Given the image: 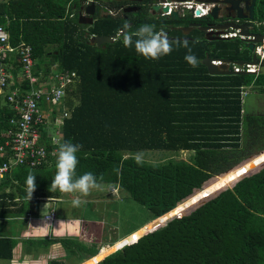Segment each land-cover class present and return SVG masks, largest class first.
Wrapping results in <instances>:
<instances>
[{
	"label": "trees",
	"instance_id": "1",
	"mask_svg": "<svg viewBox=\"0 0 264 264\" xmlns=\"http://www.w3.org/2000/svg\"><path fill=\"white\" fill-rule=\"evenodd\" d=\"M122 6L119 1L109 3L114 10ZM77 8L78 0L0 2V25L9 32L14 47L23 42L32 46L38 74L49 77L57 71H70L80 77L66 100L67 108L73 112L64 121L59 143L82 145L76 154V177L87 172L97 178L102 175L101 183L119 186L136 203L147 207L153 218L149 223L154 224L162 217V222L169 221L178 213V207L264 151V113L244 115L242 104L246 87L264 94V74L212 75L203 64L207 53L214 58H236L240 40L186 41L199 61L195 68L184 59L188 48L181 41H172L169 55L149 60L137 54L134 46H124V33L118 34L124 31L127 21L121 14L97 18L92 26H85L78 23ZM255 15L264 34V0H257ZM134 20L129 19L134 23L127 28L129 34L139 27ZM160 23L154 21L155 30H160ZM93 36H115L117 40L97 47L89 43ZM12 57L16 60L13 73L18 75L21 64L15 54ZM15 89L16 84L6 94H0V146L5 144L4 135L11 121L17 119L8 101ZM23 89H29L27 82ZM54 130L47 125L41 128L42 143L50 151L59 147L53 145ZM145 150L192 155L189 161L138 163L134 155ZM55 164L56 158L50 157L40 167L16 166L1 178L0 214H23L27 204L62 199L63 193L49 190ZM263 166L264 163L249 173ZM29 173L36 176L31 200L25 184ZM195 190L200 191L194 193ZM212 198L166 227L143 236L150 224L116 243L112 247L117 250L136 237L108 258L97 256L85 263L96 264L106 258L98 264H264V168ZM18 200L22 206L12 211ZM102 248L100 243L93 244V249L81 244L78 252L94 256Z\"/></svg>",
	"mask_w": 264,
	"mask_h": 264
},
{
	"label": "crops",
	"instance_id": "2",
	"mask_svg": "<svg viewBox=\"0 0 264 264\" xmlns=\"http://www.w3.org/2000/svg\"><path fill=\"white\" fill-rule=\"evenodd\" d=\"M82 1H81V3H79V0H78V7H80V11H81V8L84 10L85 7L87 5H89L88 2H86L83 5ZM110 1L111 0L102 2L101 3L102 7L109 8ZM75 9H76V7H75ZM156 15H157V11H156ZM106 16H108V15L104 12H102L100 16H97L96 11H95L94 16L91 17L92 18V24H80L79 22L78 23L80 25L92 26L95 23V21L97 20V18L110 19L116 15L113 14V15H111L110 18H107ZM78 17H79V13H77V18ZM137 20H138V16L136 18V21L135 20L134 21L137 23V25L139 27L144 25V24H149V25L154 24L153 18H152V21H150V19L147 20V23L146 22H139ZM131 23H132L131 25L133 26L134 23L133 22H131ZM132 26H128V27H132ZM127 30H125L123 32L121 31L118 34V36H120L121 33H124V34L127 33L126 32ZM193 30L194 31H192L190 36L186 37V35H183L184 38H189V40H187V41H192L194 39H197L199 41H205V40L208 41L207 38L203 37V33H204L203 31H199L196 29H193ZM107 37H111V36H107ZM112 37L115 38V36H112ZM171 37H173V38H170L171 41L186 42V40H180V39H184V38H182V34H179V33H178V35L172 34ZM115 39L117 40V38H115ZM230 40L237 41L239 39H228V41H230ZM240 41H241V46L238 47L239 52H240L239 56H237L236 58H229V57H221V58L229 59V60L232 59V60L244 61L242 64L230 63L229 69L234 70L235 66L241 67V66H244L246 63H251V61L254 57V53H256L257 64H254V65L258 66L259 69L255 73H251V74H261L260 73L261 67L264 64V50L262 51L263 52L262 57H261L260 53H258L256 50H257V46H262L263 43L258 44L255 47V50L253 52L249 48L246 47V44L244 42H242V40H240ZM209 42H211V41H209ZM214 42H217V41H213L211 43H214ZM207 54L209 55V53H207ZM11 56L12 55H10L9 58H11ZM205 58H206V56H205ZM212 58H214V57H212ZM219 58L220 57L216 56L214 59L217 60ZM10 61H11V64H9L10 65L9 69H10L11 75L13 76L12 85L16 84L18 87L19 83L22 79V68L20 69V72L18 73V75H15V73H13V71H14L13 63H14V61H16L15 57H12L10 59ZM17 61H19V60H17ZM36 65H37V62L35 60L34 75L39 78V85L46 82L48 84L49 88L59 86V82L56 79L57 75H65V74L73 73L70 71H67L64 73L57 71L59 73L55 72L52 75H50L49 77H45L43 73H39V74L37 73ZM55 68L57 69V66H55L54 69ZM262 74H264V73H262ZM212 75H214V74H212ZM221 75H225V74H221ZM240 75H242V74H240ZM79 82H80V77H79V75H77L76 82L66 88V96H65V99L63 101V105L61 107L54 108L52 106L42 105V110L50 119L51 118H52V120L56 119L55 117L57 115L62 114L64 112H68L70 114V116L72 115L73 109L67 108L66 100L68 98L70 89L73 86L77 85ZM244 94H245V90L243 91V95ZM242 104H243V97H242ZM54 113H56L55 116H54ZM256 113H260V112H256ZM253 114H255V112H253ZM64 121L62 122V125H61L63 127V129H62L63 131L61 130L62 131V135H61L62 137L64 134ZM54 131L56 132V130H54ZM262 152H264V151H262ZM260 153H258V154H260ZM256 155H254V156H256ZM258 172H256V173H258ZM256 173H254V174H256ZM254 174H252V175H254ZM104 185L111 186L110 188L113 187V190H116L117 188L121 189L119 186L108 185V184H104ZM60 202H62V199H59V200H43V199H40L34 203L27 204L25 206V211L23 214H18V213L0 214V253H2V256H0V264H52L54 262H60L61 264H84L88 260H91L97 256H100L102 251L104 249H106L107 247L113 246L116 243L121 242L122 240L126 239L127 237H130L131 235L140 232L147 225L152 224V223H149V224L147 223V225H144L143 227L139 228L137 231L132 232L127 237L115 242L112 245L109 243L104 244V242L106 241V238L103 239V237L101 236V233L104 232V229L102 227H95V226L91 227V224L103 226L105 224L103 219L101 221H97V222L95 221L94 222V221H88V220L77 218V216H70V215H63V214H61L59 216L58 213L56 212L57 207L54 208V206L57 205L56 203H60ZM21 203L22 202L18 200L17 205L13 206L14 208H11V210L15 211L17 209H20V207L22 206ZM49 214L54 215V219L52 221H47L44 218L46 215H49ZM84 227H89V228L94 229L93 231L101 232L100 234H98L94 237V240L96 238L97 241H95V242L103 245V248L101 249L100 252H98L94 256L90 255L89 253L85 254L84 256H81L78 252V246L83 244L82 241L87 242L90 239V238H88V240H85V239L82 240L84 237V230L86 232L88 231V230L84 229ZM90 240L94 241L92 238ZM83 245L87 246L86 244H83ZM69 247H70V251H69ZM66 249H68V250H66ZM73 251L75 252V254H73L74 253ZM117 251H119V250H116L113 253H115ZM113 253H111V254H113ZM68 255H70L71 257H73L75 259L69 260ZM104 260H102L98 263H102ZM98 263H96V264H98Z\"/></svg>",
	"mask_w": 264,
	"mask_h": 264
},
{
	"label": "built area",
	"instance_id": "3",
	"mask_svg": "<svg viewBox=\"0 0 264 264\" xmlns=\"http://www.w3.org/2000/svg\"><path fill=\"white\" fill-rule=\"evenodd\" d=\"M5 0H0V2ZM184 4L188 9L194 11V16L199 18L207 14L212 6H205L203 4H193L190 2L165 4L169 8L166 14H170L173 9H177ZM201 9L203 13L196 15V10ZM163 14V13H162ZM238 34L229 33L221 35L222 38L231 39L236 38ZM244 38L243 36H239ZM263 46L257 47V52L263 56ZM15 54L22 68V79L17 89L9 94L8 101L13 106L17 113V119L10 123L9 131L4 135L6 139L5 144L0 146V179L3 178L15 166L30 165L42 166L49 160L50 157L57 158V149L50 151L42 143V126H52L56 132L53 135V145H59L61 142V128L62 122L70 117L68 112L57 115L50 119L42 110V105L59 108L63 105L66 96V88L76 82L77 74L75 72L57 75L56 79L59 82L58 87L49 88L45 82L39 85V78L34 75L35 58L33 55V48L29 44L23 42L19 46L14 47L10 43V34L0 25V94H6L13 86V76L11 75L8 58ZM220 63V62H218ZM258 66L252 63H246L244 66H235L234 70L256 72ZM29 85L28 90H24V83ZM7 160H1L2 158ZM45 220L52 221L53 214L46 215Z\"/></svg>",
	"mask_w": 264,
	"mask_h": 264
},
{
	"label": "rangeland",
	"instance_id": "4",
	"mask_svg": "<svg viewBox=\"0 0 264 264\" xmlns=\"http://www.w3.org/2000/svg\"><path fill=\"white\" fill-rule=\"evenodd\" d=\"M110 14L113 15L111 11H110ZM253 112L264 113V94L259 93L257 89L246 87L245 94L243 95V114L247 115V114H252ZM191 155L192 154L190 152H177L176 153L173 151H166V150H145V151L136 152L134 156L135 157L139 156L140 160L148 162V163H163L169 159H173L176 161H189ZM263 156L264 155L254 160H251L241 169H239L238 171H236L235 173H233L226 179L222 180L221 182H219L216 186L205 191V192H208L207 196H204L203 195L204 193H203L200 196H197L196 198L190 200L189 202L191 203V210L186 212L183 216L180 215L179 217L181 218V217L188 216L194 210L200 208L199 206H197V204H201L205 202L207 199L212 198L216 195H219L223 193V191H226L227 189L231 188V187H228L231 182L238 179L239 177H241L248 171L250 172L254 169H257L261 164H263L264 162ZM245 168L247 169V171L241 172V170ZM237 172H241V175L236 176ZM218 177L219 176L214 177L210 179L209 181H207L203 185V188L208 182ZM232 177H236V178L232 179ZM241 180L243 179H240V181ZM237 183L238 181L235 184ZM196 191L197 190H195L194 193H196ZM73 198H74V194H64L62 197V202L56 203L57 205H55L54 208L57 207L56 212L58 213L59 216L61 214L77 216V218H80V219H84V220L93 219L96 222L101 221L103 219L105 222L103 226L91 224V227L92 226L102 227L104 229L103 233L98 232V231H93L94 229L89 228V227H84V229L88 231L86 232L83 229L84 237L82 240L84 239L88 240V238L90 239L92 238L94 240V237L101 233V236L103 237V239L106 238V241L104 242V244L109 243L112 245L115 242L127 237L132 232L137 231L139 228L151 222L153 219L147 207L141 206L138 203H136L131 198V196L128 193H125V191L122 189L117 188L116 190H113V187L112 188L106 187L105 190L103 191L93 190L88 196L81 197L82 203L79 207L73 206L72 204ZM193 201H195V203H193ZM176 218L177 217H174L173 220H175ZM173 220L167 221V223L163 227H166ZM90 239L87 242L85 241H82V242L83 244H86L89 249H93V244L95 243L98 244V243L95 242L97 241L96 238L94 241ZM69 251H70V247H69ZM114 251H116L114 247L112 246L107 247L106 249L102 251L100 256L108 257ZM68 256H69V260L75 259L71 257L70 255ZM84 264H87V263H84Z\"/></svg>",
	"mask_w": 264,
	"mask_h": 264
},
{
	"label": "clouds",
	"instance_id": "5",
	"mask_svg": "<svg viewBox=\"0 0 264 264\" xmlns=\"http://www.w3.org/2000/svg\"><path fill=\"white\" fill-rule=\"evenodd\" d=\"M127 27L128 25L126 24L125 29ZM155 29V25L144 24L133 33H125L123 35L124 46L128 48L134 46L137 54L149 60H159L161 57L169 55L173 50V42L163 28L158 31ZM183 46L188 48L187 42H184ZM184 59L193 68L199 63L196 56L192 54L191 48H188V54L185 55ZM81 148L82 145L73 144L71 141H66L59 145L55 164L56 172L49 188L51 192L59 191L63 194H74L72 200L74 207H79L82 203L81 197L88 196L93 190L103 191L106 187H111L100 182L103 180L102 175L97 178L93 173L87 172L76 177L78 164L76 154ZM136 159L139 163L140 157L137 156ZM35 179L36 176L29 173L25 180L26 194L29 200H31L35 191Z\"/></svg>",
	"mask_w": 264,
	"mask_h": 264
},
{
	"label": "water",
	"instance_id": "6",
	"mask_svg": "<svg viewBox=\"0 0 264 264\" xmlns=\"http://www.w3.org/2000/svg\"><path fill=\"white\" fill-rule=\"evenodd\" d=\"M104 1H109V0H83L82 1V4L83 5L86 2H88L89 5H87L84 10L81 8V11H80L79 17H78V22L80 24H92V18L91 17L94 16V12L95 11H96V15L97 16H100L101 13L104 12V13H106L108 15L106 17L107 18H110L111 17V14H110L109 9L106 8V7H102V4L101 3L104 2ZM175 1L176 2H181V1H184V0H175ZM241 1L242 2H246L247 0H241ZM197 2L206 3V4L210 5V6H212V9L210 11L209 16H210V18L213 19V21H218L219 20V14H221V12L223 10L221 8V6H225L226 7L225 10L227 11L228 9H230L229 8V5H232L230 0H223V1L222 0H206L204 2L203 1H200V0H197ZM256 3H257V0H253L252 8H250L252 17H253L254 7H255ZM237 4L238 3L235 4V8H237ZM159 9H161V13H167L168 10H169L168 7L161 8L160 5H156V6L153 7V10L155 12L158 11ZM202 13H203V11L201 9L196 10V12H195L196 15H200ZM158 18H159V20L170 19V20H173V21H179V15L177 14V12H173V13H170V14H167V15H162V16H159ZM237 20L238 21H241L242 20V17L241 16H238L237 17ZM176 25L184 33V35H187L194 28L196 30L203 31L204 33L206 32L207 40L208 41H211V42H213V41H228V39H225V38H222L221 37V35H223V33H225L224 31L230 30V29L235 30V31H238V34L240 36H243L244 37V38L241 39L242 42H244L246 44V47L249 48L253 52L255 50V44H262L263 43V39H264L262 36L257 35V34H253V33L250 32L249 29L252 26H241V25H236V23L235 24H231V25H227V24H224V25H222V24H217V25L209 24V25H205V26H201L199 24H193V25H189L187 27H185V24L184 23H177ZM115 40L116 39L114 37H112V36L111 37L94 36V37L89 38V43L92 46L101 47L104 44L114 43ZM180 40H186L187 41V40H189V38H184V39H180ZM218 62H220V63H218ZM243 62L244 61L232 60V59L229 60V59H223V58H221V59L219 58V59L216 60V59L210 57V55L207 54L206 55V58L203 61V64L208 68L209 72L211 74H214V75L255 73V72H248V71H244V70H241V71L238 72L236 70L229 69V64L230 63L242 64ZM251 63L257 64L256 53H254V57H253ZM260 73L261 74L264 73V64L261 67ZM262 153H264V152H261L260 154H262ZM260 154H257L254 157H258ZM254 157L251 156L250 158H248L245 161H243L241 164H245V162H247L248 160H251ZM240 165H238L237 167H239ZM263 168H264V166L261 167L258 170H255L253 173L252 172L249 173V171H248L247 173H245L244 175H242L243 176L242 179L251 176L252 174L258 172L259 170H261ZM235 185H233L231 188H233ZM197 191H200V190H197ZM219 195L213 197L212 199L217 198ZM206 203H204L202 206H204ZM174 211H175V209H174ZM173 212H171V213H173ZM171 213L167 214L166 217L170 216ZM173 217H171L169 219H172ZM178 217L179 216H177V218ZM129 244L130 243L122 246L121 248H119L117 250H120V249H122L123 247H125V246H127Z\"/></svg>",
	"mask_w": 264,
	"mask_h": 264
},
{
	"label": "flooded vegetation",
	"instance_id": "7",
	"mask_svg": "<svg viewBox=\"0 0 264 264\" xmlns=\"http://www.w3.org/2000/svg\"><path fill=\"white\" fill-rule=\"evenodd\" d=\"M82 0H79V3H81ZM116 0H111L110 2H114ZM119 2H123V6L120 9H109L114 15H118L121 14L127 21V25L128 26H132L131 22H129V19H135L138 16V20L139 22H146L147 20L150 19V21H152L153 18V22L155 20L160 21V26L161 28L164 29V31L168 34L169 39L173 38L171 37V35H178L182 34V38H184V33L179 29V27H177V23H184L185 27L189 26V25H193V24H199L201 26H205V25H209V24H227V25H231V24H235L236 25H241V26H252L249 30L251 33L253 34H257L260 35L264 38V34H262L261 32V27L262 25L259 24V22L256 20V15H255V9H256V5L254 7V12H253V17L251 15V11L250 8H252L253 5V0H247L246 2H242L241 0H230L232 5H229V8L227 11L225 10V6H221V8L223 9L221 14H219V20L218 21H213L212 18H210L209 14L211 9L208 11L207 14H204L203 16L197 18L194 16V11L192 9H188L184 4L180 5V7H177V9H173L171 11V13L173 12H177V14L179 15V21H173L170 19H164V20H159V16L162 15H167L166 13H161V9H159L157 11V15L156 12L153 10V7L156 5H160L161 8L163 7H167L168 5H163V3L165 4H178V3H184V2H190L191 5L193 4H203L205 6H209L206 3H200L197 2V0H184L181 2H176L175 0H117ZM200 1H206V0H200ZM223 1V0H222ZM240 2V3H239ZM237 4V8H235V4ZM80 6V5H79ZM80 7H78L77 13H80ZM201 15V14H200ZM241 16L242 20L238 21L237 17ZM155 18V20H154ZM253 18V19H252ZM204 21V22H202ZM160 28V29H161ZM195 29V28H194ZM127 29H124V31ZM128 31V30H127ZM126 31V32H127ZM194 31V30H192ZM192 31H190L187 36H190V34L192 33ZM225 33L223 34H229V33H236L238 34V31L235 30H226L224 31ZM238 37L236 38H231V39H239L241 40V37H239L240 35H237ZM203 37L207 38L206 32L203 33ZM264 41V39H263ZM258 44H255V47ZM258 47V46H257Z\"/></svg>",
	"mask_w": 264,
	"mask_h": 264
},
{
	"label": "bare ground",
	"instance_id": "8",
	"mask_svg": "<svg viewBox=\"0 0 264 264\" xmlns=\"http://www.w3.org/2000/svg\"><path fill=\"white\" fill-rule=\"evenodd\" d=\"M190 209H191V203L190 202L185 203L184 205H182V206H180V207L177 208L178 213L175 214V217L180 216V215L188 212ZM161 219H159L157 222H155L154 224H152L149 229H147V230H145L143 232L142 235L144 236V235H146L148 233H151V232H153L155 230H158L159 228H162L167 223V221L162 222ZM172 219H170V220H172ZM133 240L130 238V242L129 243L131 244L133 242Z\"/></svg>",
	"mask_w": 264,
	"mask_h": 264
},
{
	"label": "snow or ice",
	"instance_id": "9",
	"mask_svg": "<svg viewBox=\"0 0 264 264\" xmlns=\"http://www.w3.org/2000/svg\"><path fill=\"white\" fill-rule=\"evenodd\" d=\"M246 171H247L246 168L241 170V172H246ZM241 172H237V173H236V176L241 175ZM235 178H236V177H232V179H235ZM217 187H219V186H217ZM203 195H204V196H207V195H208V192H205ZM193 203H195V201H193ZM133 239H136V237H133Z\"/></svg>",
	"mask_w": 264,
	"mask_h": 264
}]
</instances>
